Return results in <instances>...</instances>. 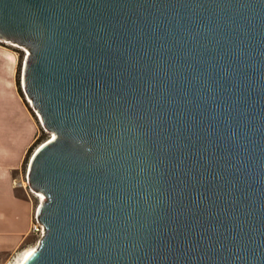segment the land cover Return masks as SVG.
Wrapping results in <instances>:
<instances>
[{"label": "water", "instance_id": "obj_1", "mask_svg": "<svg viewBox=\"0 0 264 264\" xmlns=\"http://www.w3.org/2000/svg\"><path fill=\"white\" fill-rule=\"evenodd\" d=\"M44 235L24 264H264V0H0Z\"/></svg>", "mask_w": 264, "mask_h": 264}, {"label": "rangeland", "instance_id": "obj_2", "mask_svg": "<svg viewBox=\"0 0 264 264\" xmlns=\"http://www.w3.org/2000/svg\"><path fill=\"white\" fill-rule=\"evenodd\" d=\"M6 50L16 54L14 72L4 56ZM25 56L22 50L0 43L1 80L7 86L9 97L15 101L20 116L16 128L10 130L9 136L0 137L2 205L3 209H15L12 214L3 211L0 217L3 232L0 264H8L20 250L38 243V237L30 231L38 201L29 191L27 169L35 148L46 141L49 134L39 127L35 111L25 101L26 94L21 87Z\"/></svg>", "mask_w": 264, "mask_h": 264}, {"label": "bare ground", "instance_id": "obj_3", "mask_svg": "<svg viewBox=\"0 0 264 264\" xmlns=\"http://www.w3.org/2000/svg\"><path fill=\"white\" fill-rule=\"evenodd\" d=\"M0 43H5L6 45L11 46L13 48H18V49L22 50L24 52V54H26V55L29 54V51L26 48H24L22 46H19V45L15 44V43H12L10 41H5V40L0 39ZM4 56L6 57V59L9 60V63L11 65V67H12V72H14L13 64L16 62V54L6 50ZM1 79H2V76H1V70H0V137L3 138V137H6L7 135L9 136L10 130L16 128V126L18 124V120L20 119V116H19V112L17 110V106L15 104V101H13L11 99V97H9V95L7 93V91H8L7 86H5L3 84ZM25 101H26V103L28 105L30 104V106L35 111L34 113L36 115V119H37V123H38L39 127L44 129V127H43V125L41 123V120H40V116L36 112V110L34 109L32 101L27 96L25 98ZM44 130L46 131V129H44ZM51 137L54 138L55 135L54 134H52V135L49 134L48 139L51 138ZM44 142H42V143H44ZM41 144H39L35 148V150ZM29 191L37 199V201H38L37 206L41 202H43V200H44V195L43 194L36 193L33 190H31V189H29ZM36 247H37V243L35 245H33V246H29V247L23 248L22 250H20V252L17 253L15 258L9 264H24L25 261L28 259V257L34 252Z\"/></svg>", "mask_w": 264, "mask_h": 264}, {"label": "built area", "instance_id": "obj_4", "mask_svg": "<svg viewBox=\"0 0 264 264\" xmlns=\"http://www.w3.org/2000/svg\"><path fill=\"white\" fill-rule=\"evenodd\" d=\"M30 231L38 237V241L44 235V226L39 222L37 215L35 214V219L31 223ZM37 241V242H38ZM10 263V262H9ZM8 263V264H9Z\"/></svg>", "mask_w": 264, "mask_h": 264}, {"label": "crops", "instance_id": "obj_5", "mask_svg": "<svg viewBox=\"0 0 264 264\" xmlns=\"http://www.w3.org/2000/svg\"><path fill=\"white\" fill-rule=\"evenodd\" d=\"M3 203H2V197H1V192H0V217H1V214H2V212L3 211H7L9 214H12L11 212H14L15 211V209L13 210H11V209H8V208H4L3 209V205H2ZM10 210V211H9ZM2 221H1V219H0V252L2 251Z\"/></svg>", "mask_w": 264, "mask_h": 264}]
</instances>
